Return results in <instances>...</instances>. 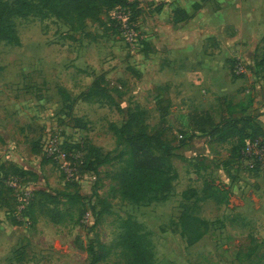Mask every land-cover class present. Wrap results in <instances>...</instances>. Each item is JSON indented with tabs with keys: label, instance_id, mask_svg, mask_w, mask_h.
Here are the masks:
<instances>
[{
	"label": "rangeland",
	"instance_id": "374dc122",
	"mask_svg": "<svg viewBox=\"0 0 264 264\" xmlns=\"http://www.w3.org/2000/svg\"><path fill=\"white\" fill-rule=\"evenodd\" d=\"M28 1L32 12L13 20L19 43L0 42V264H89L91 246L95 264H127L130 253L120 244L125 221L143 235L155 264H264V206L238 203L227 187L229 166L249 176L253 171L241 160V143L219 140L208 124L242 115L239 103L250 87L259 105L250 112L264 115V1L244 3L246 17L223 21L220 45L212 50L220 66L215 76L231 91L222 97V88L209 83L206 62L190 60L180 77L161 67L163 56L160 62L146 54L152 41L165 40L158 21L170 0H138L134 46L113 23L125 20L126 9L102 8L86 30L76 15L60 17L59 7ZM229 57L243 67L233 87ZM96 77L111 98L100 90L79 98ZM124 125L129 134L157 133L177 147L174 156L150 148L165 167L149 190L123 192L122 180L133 169ZM51 136L78 146L67 171L44 155ZM107 154L96 173L80 163ZM10 176L34 198L31 211L21 212Z\"/></svg>",
	"mask_w": 264,
	"mask_h": 264
},
{
	"label": "trees",
	"instance_id": "16d2710c",
	"mask_svg": "<svg viewBox=\"0 0 264 264\" xmlns=\"http://www.w3.org/2000/svg\"><path fill=\"white\" fill-rule=\"evenodd\" d=\"M38 6L44 8L57 6L59 7L57 15L60 17L76 15L80 21L79 27L83 28L87 18H99L98 16L102 14V8H106V11H111L118 7L128 8L133 13L131 19L133 21L138 17L140 9V4L137 0H38ZM193 7L195 11H198L201 8V4L195 3ZM32 10L33 6L28 0L0 1V42L8 41L11 43H19V37L13 20L18 16L24 17L29 15ZM175 15L176 21H183L189 17L184 9H176ZM232 62V76L237 78L239 77L235 71V64L237 62L235 60ZM260 64L264 69V56ZM262 79L264 82V73ZM99 83L101 82H99L96 77L87 92L85 94H80L78 97L82 100H88L97 90L108 94V90L105 87H101ZM108 97L111 98V95L108 94ZM252 103L253 97L249 96L246 101L242 103V115L238 117L222 118L218 123H215L212 118H209V122H207L212 126L210 134H217L220 136L219 139L221 140L230 139L234 142H240V153L245 147L247 139H254L258 136L264 137L262 126L255 121V118L251 114L246 113L247 108ZM128 127V125L123 126L122 135L124 140L132 146L131 159L133 162V169L127 172L122 180V189L123 192H128L132 187L146 186V190H149L154 183H159L160 180L163 179V170L165 167L163 157L152 153L150 148H156L162 151L166 156H174L177 147L165 144L157 133L150 134L146 131H142L129 134ZM182 145H184V143ZM65 147L72 151L77 150L76 148L78 146L66 144ZM46 159L51 162L50 159ZM109 159L110 155L107 154L104 158L101 159L97 157L94 161H88L87 164V161L84 160L83 167L88 172L96 173L98 167ZM165 190L166 194L168 192V186L165 187ZM33 206L34 198L28 206V212L31 211ZM122 227L123 233L120 238V244L130 253V259L127 264H155L154 256L147 247L144 237L137 227L130 221H125ZM90 252L93 258L89 264H95L98 261V256L95 254L92 246L90 247Z\"/></svg>",
	"mask_w": 264,
	"mask_h": 264
},
{
	"label": "crops",
	"instance_id": "0c3cea01",
	"mask_svg": "<svg viewBox=\"0 0 264 264\" xmlns=\"http://www.w3.org/2000/svg\"><path fill=\"white\" fill-rule=\"evenodd\" d=\"M251 1L254 0H216V4H214L210 0H187V3L184 2V0H170L169 4L162 10V15H159L161 21H158L159 39L165 40L163 42L150 41L151 45H147V48H145L147 51L146 54L159 59L160 62L161 56H163L161 67L172 70L180 77L186 74L187 69L185 66L190 60L194 59L197 66L204 65V62H206V64H209L207 70L210 68L208 75L211 82L209 81V83L216 84L222 88V91L220 93L218 92L219 96L222 97L227 95L231 91H226L223 86L224 81L217 79V76H215L214 71L217 68L216 65L218 67L220 66L217 64L219 61L213 59L212 50L218 48L220 45V37L218 36L222 35L220 31L222 27L226 25L223 21H225L226 18L239 19L246 17L247 13L244 9V3L250 4ZM263 1L264 0H260V2ZM195 3L201 4V8L198 11L194 10L193 5ZM176 9H184L189 17L183 21H176ZM263 10L264 5H261L260 11ZM91 21L97 24L99 19L87 18L83 29L87 30V25ZM235 24V26H238V21ZM226 60L228 63H231L233 58L229 57ZM229 75L231 78L229 85L232 87L237 86V83L240 81L238 78L240 77L234 78L232 73ZM262 83V88L264 89L263 79ZM250 88L246 89L248 94L246 95V99L252 96L253 103L247 108L246 113L252 115L250 110L253 105L255 104L256 107L259 105L255 100L254 91ZM199 89L200 88L195 87L194 91L197 92ZM262 92H264V90H262ZM213 96L212 94L208 95V97ZM211 100H214V98H206V102L208 103H211ZM170 102L171 100L169 99L166 104L168 111L172 110ZM242 103V101L239 103L240 109ZM204 108L206 109L205 111H210L207 107ZM210 112L209 113L212 115V111ZM252 116L264 130V121L262 120L264 115L259 114L258 119L256 116ZM212 119L215 123L221 120L217 121L214 117ZM228 169L233 172V178L231 182L227 181V187L235 194L234 197L237 199L238 203L245 204L250 199V201L255 202L256 207L264 206V176L254 172L249 176L243 172V170L234 166V164L229 166Z\"/></svg>",
	"mask_w": 264,
	"mask_h": 264
},
{
	"label": "built area",
	"instance_id": "2783aa9c",
	"mask_svg": "<svg viewBox=\"0 0 264 264\" xmlns=\"http://www.w3.org/2000/svg\"><path fill=\"white\" fill-rule=\"evenodd\" d=\"M126 9V17L125 20L121 21L120 19H114L113 23L117 25V27L121 26L122 30L126 32L127 38L134 46L133 41L135 40V33L134 21L131 20L133 17V13L128 8ZM235 71L237 74H242L243 67L239 64H235ZM76 154V150H68L65 145L58 139L57 136H51L48 140L45 141L44 145V155L46 158L50 159L51 161L58 162L61 164V167L67 171V167L70 166V162L73 160L74 155ZM242 161L244 162L245 167L249 170L253 171L254 173L264 174V137L258 136L254 139L249 138L246 140L245 147L243 148L242 152ZM81 165L83 166L84 160L80 161ZM76 169V168H74ZM8 178V177H7ZM19 178L17 177H9L8 178V186L13 189L17 197H19L22 209L21 212L26 211L28 212L29 204L33 197H31L29 191H23L19 186Z\"/></svg>",
	"mask_w": 264,
	"mask_h": 264
}]
</instances>
